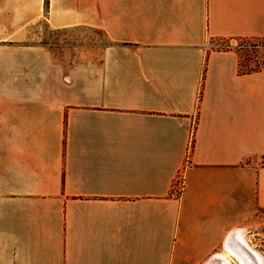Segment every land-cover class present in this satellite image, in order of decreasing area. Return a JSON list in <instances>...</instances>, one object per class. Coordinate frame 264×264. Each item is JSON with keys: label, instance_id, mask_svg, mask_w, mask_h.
<instances>
[{"label": "crops", "instance_id": "obj_1", "mask_svg": "<svg viewBox=\"0 0 264 264\" xmlns=\"http://www.w3.org/2000/svg\"><path fill=\"white\" fill-rule=\"evenodd\" d=\"M41 22L111 43L64 56L30 42ZM240 39H264V0H0V264H178L220 235L235 264L264 210Z\"/></svg>", "mask_w": 264, "mask_h": 264}, {"label": "rangeland", "instance_id": "obj_2", "mask_svg": "<svg viewBox=\"0 0 264 264\" xmlns=\"http://www.w3.org/2000/svg\"><path fill=\"white\" fill-rule=\"evenodd\" d=\"M30 32L31 43L42 44L54 49V51L58 54H64V56H71L72 53H77V50H69L71 48H84L85 50L87 49L86 51H90L93 54L94 52H92V49L95 47L102 48L111 43L102 32L96 29L76 28L56 31L50 28L45 22H41L33 26L30 29ZM226 43H230L232 47L238 48L242 58V66L244 65L247 69L254 71L264 69V39H240L231 42L227 41L225 44ZM213 44H215V47L222 45L221 42ZM98 53L99 52L97 50L96 53H94V56ZM263 164L264 161H260L259 165ZM176 186L177 196L181 197L182 193L186 190V184L182 183V185H179L178 181ZM240 218L236 220V223H239L234 226L231 233L236 230H243L245 237L249 242L248 244L253 251L258 253L263 258L264 262V210L257 208L252 209L247 212L245 218ZM233 243L237 251L242 254L245 264H255L250 261L249 257L238 244L237 240H233ZM193 244H195V242ZM211 244H213L211 251L201 254L198 253L195 248H192L188 250L184 256L178 258L177 263L206 264L214 256L225 252L222 235L215 239ZM234 261L235 264H241L236 259H234Z\"/></svg>", "mask_w": 264, "mask_h": 264}, {"label": "bare ground", "instance_id": "obj_3", "mask_svg": "<svg viewBox=\"0 0 264 264\" xmlns=\"http://www.w3.org/2000/svg\"><path fill=\"white\" fill-rule=\"evenodd\" d=\"M233 240L234 241L237 240L238 244L244 250V252L249 257V259H250L251 262H253L255 264H263L264 263L263 262V258L258 253H256L255 251L252 250V248L250 247V245L246 242V240L244 239V237L241 234H239V233L236 232V234L232 237V241H230V242H233ZM234 248H235V250L233 251V257L232 258L236 259L241 264H245V261H244V258L242 256V254L237 251V249H236L235 246H234ZM226 257L224 255L223 256L222 255L219 256L217 258L218 259V261H217L218 264H229L228 262L230 261V259L229 258L227 259Z\"/></svg>", "mask_w": 264, "mask_h": 264}, {"label": "built area", "instance_id": "obj_4", "mask_svg": "<svg viewBox=\"0 0 264 264\" xmlns=\"http://www.w3.org/2000/svg\"><path fill=\"white\" fill-rule=\"evenodd\" d=\"M231 47H232V46H231L230 43H229V44H227V45H224L222 48H225V49L227 48V49H228V48H231Z\"/></svg>", "mask_w": 264, "mask_h": 264}, {"label": "trees", "instance_id": "obj_5", "mask_svg": "<svg viewBox=\"0 0 264 264\" xmlns=\"http://www.w3.org/2000/svg\"><path fill=\"white\" fill-rule=\"evenodd\" d=\"M46 4H48V0H46ZM253 71V70H252Z\"/></svg>", "mask_w": 264, "mask_h": 264}]
</instances>
